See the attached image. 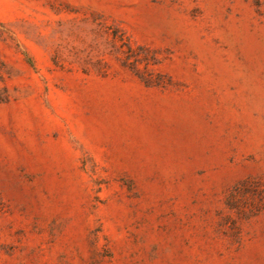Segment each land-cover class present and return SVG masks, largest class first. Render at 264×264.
I'll use <instances>...</instances> for the list:
<instances>
[{
	"label": "rangeland",
	"instance_id": "rangeland-1",
	"mask_svg": "<svg viewBox=\"0 0 264 264\" xmlns=\"http://www.w3.org/2000/svg\"><path fill=\"white\" fill-rule=\"evenodd\" d=\"M0 264H264V0H0Z\"/></svg>",
	"mask_w": 264,
	"mask_h": 264
}]
</instances>
